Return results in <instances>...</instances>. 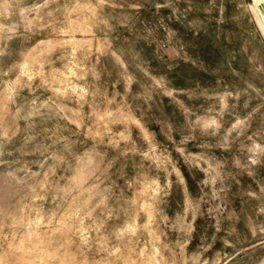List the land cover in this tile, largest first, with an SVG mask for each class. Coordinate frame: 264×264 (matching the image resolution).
Here are the masks:
<instances>
[{"label":"rangeland","instance_id":"1","mask_svg":"<svg viewBox=\"0 0 264 264\" xmlns=\"http://www.w3.org/2000/svg\"><path fill=\"white\" fill-rule=\"evenodd\" d=\"M0 264H264V0H0Z\"/></svg>","mask_w":264,"mask_h":264}]
</instances>
